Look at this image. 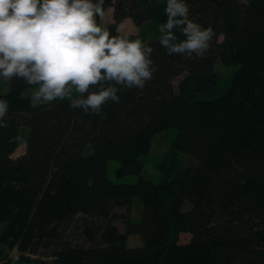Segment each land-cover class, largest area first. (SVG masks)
Returning a JSON list of instances; mask_svg holds the SVG:
<instances>
[{
	"label": "trees",
	"instance_id": "16d2710c",
	"mask_svg": "<svg viewBox=\"0 0 264 264\" xmlns=\"http://www.w3.org/2000/svg\"><path fill=\"white\" fill-rule=\"evenodd\" d=\"M184 2L191 20L214 29L209 49L202 57L168 55L160 32L143 39L153 48L152 79L142 89L117 86L119 103L102 106L106 119L68 99L34 104L23 93L38 85L0 76L8 84L0 91L8 102L0 259L16 247L48 264H264V0ZM109 7L113 21H96L112 35H125L118 25L126 19L158 30L167 20L166 0H104L103 13ZM172 31L177 42L186 39ZM220 64L232 71L218 92ZM24 126V152L14 156ZM167 129L176 130L173 150L196 163L157 182L144 175L142 158ZM111 161L118 179L136 175V182L111 180ZM133 234L142 245L129 246Z\"/></svg>",
	"mask_w": 264,
	"mask_h": 264
},
{
	"label": "clouds",
	"instance_id": "9594fccd",
	"mask_svg": "<svg viewBox=\"0 0 264 264\" xmlns=\"http://www.w3.org/2000/svg\"><path fill=\"white\" fill-rule=\"evenodd\" d=\"M104 0H0V76L38 85L34 104L68 99L73 109L99 115L108 101L119 103L123 88L142 89L152 79L153 48L139 38L112 35L101 27ZM167 20L159 32L166 54L202 57L215 35L189 18L184 0H166ZM186 39L177 42L172 31ZM73 91L79 94L73 98ZM7 100L0 99V128L8 127Z\"/></svg>",
	"mask_w": 264,
	"mask_h": 264
},
{
	"label": "rangeland",
	"instance_id": "374dc122",
	"mask_svg": "<svg viewBox=\"0 0 264 264\" xmlns=\"http://www.w3.org/2000/svg\"><path fill=\"white\" fill-rule=\"evenodd\" d=\"M246 1V0H243ZM113 12L109 9L105 12L101 21L103 24L111 23L113 20ZM119 30L127 35L134 36L135 39L139 38L141 40H150L157 34L159 30L155 24L145 23L142 25H136L131 19L124 20L119 25ZM223 37H221L222 39ZM232 68L227 67L224 64H220L218 67V72L220 74V83L218 85V92L224 89L226 86V78L231 73ZM180 78L175 80V84L178 83ZM8 89L7 81L0 77V91H6ZM38 89V87L30 88L26 90L23 94L25 96H30L32 98L33 93ZM72 95H75L73 91ZM29 133V127L24 126L20 130V145L15 152L14 156L20 155L24 152L26 145L27 135ZM176 130L167 129L155 135L151 149L146 156H143L142 160L144 162V175L150 179L157 182H162L166 179V176H172L177 169L183 166H188L190 164H195L196 161L191 156L187 154L177 153L172 148V141L175 136ZM118 162L111 161L109 163V177L115 182H126L134 183L137 180L136 175H129L124 178L118 179L115 174ZM117 211L120 214L126 213V208H119ZM142 205L138 197H134L131 218L138 219L141 215ZM116 226L121 232L125 231V223L119 218L115 221ZM190 239V234L182 233L180 235V242H187ZM83 242L84 238L79 239ZM128 244L131 247H136L142 245L140 238L133 234L129 236ZM6 257L0 259V264H48L49 258L42 255H33L29 253L22 254L16 247L13 249H6ZM28 259V260H27ZM8 262V263H7Z\"/></svg>",
	"mask_w": 264,
	"mask_h": 264
},
{
	"label": "crops",
	"instance_id": "0c3cea01",
	"mask_svg": "<svg viewBox=\"0 0 264 264\" xmlns=\"http://www.w3.org/2000/svg\"><path fill=\"white\" fill-rule=\"evenodd\" d=\"M109 9L113 12V8H112V7H109L106 11H108ZM106 11H105V12H106ZM105 12L103 13V15L105 14ZM103 15H102V17H103ZM102 17H101V18H102ZM112 20H113V19H112ZM126 20H127V19H126ZM102 23H103V22H102ZM118 28H119V26H118Z\"/></svg>",
	"mask_w": 264,
	"mask_h": 264
}]
</instances>
